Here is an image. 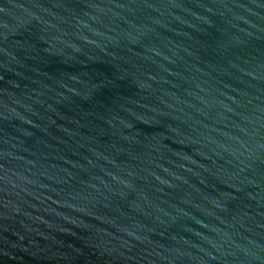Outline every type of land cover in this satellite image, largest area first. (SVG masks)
Listing matches in <instances>:
<instances>
[{"label": "water", "instance_id": "1", "mask_svg": "<svg viewBox=\"0 0 264 264\" xmlns=\"http://www.w3.org/2000/svg\"><path fill=\"white\" fill-rule=\"evenodd\" d=\"M0 264H264V0H0Z\"/></svg>", "mask_w": 264, "mask_h": 264}]
</instances>
